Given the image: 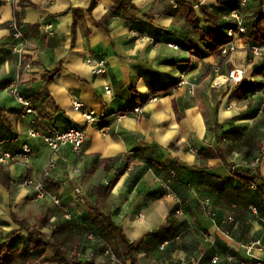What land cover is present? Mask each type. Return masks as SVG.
<instances>
[{"label": "crops", "instance_id": "1", "mask_svg": "<svg viewBox=\"0 0 264 264\" xmlns=\"http://www.w3.org/2000/svg\"><path fill=\"white\" fill-rule=\"evenodd\" d=\"M197 3L217 15L220 8L221 21L234 23L237 0H0V82L16 81L48 128L85 132L79 154L69 145L54 154L26 136L44 127L21 117L8 84L0 87V155L30 148L0 165V250L15 235L28 239L14 217L45 234L88 221L73 198L80 186L93 200H82L83 207L96 205L138 243L137 264H232L225 255L247 260L242 246L255 239L263 251L254 254L264 261V224L246 208L264 197V91L243 95L237 85H213L233 68L244 70L243 83L264 85V47L251 59L244 37L235 35V51L210 53L201 41L210 25ZM14 19L23 26V64L10 52ZM87 56L103 58L105 72L93 75ZM73 101L97 122L85 123ZM147 162L163 172L156 175ZM233 168L256 169L260 193L239 183ZM100 185L107 191L96 194Z\"/></svg>", "mask_w": 264, "mask_h": 264}, {"label": "trees", "instance_id": "2", "mask_svg": "<svg viewBox=\"0 0 264 264\" xmlns=\"http://www.w3.org/2000/svg\"><path fill=\"white\" fill-rule=\"evenodd\" d=\"M227 6V5H226ZM264 0H257L256 9L253 11L248 20H244L245 33L242 35L247 43V46L264 47ZM199 13L202 15L203 20L210 25L208 32L201 35V41L207 46L210 53L220 54V48L229 40L226 30L233 28L235 25L232 22L224 23L221 21L222 13L219 12L220 8H217V13L207 10L206 7L197 3ZM189 9V21L191 23L195 22L193 7L190 5ZM192 48H190L191 50ZM225 58H222L221 62H224ZM264 68L259 71L260 74L264 75ZM8 84L7 81L0 82V87L3 88ZM239 90H242L243 95L253 94L264 87L259 82H249V83H239L237 84ZM3 113L0 110V118ZM37 126L47 127L42 122L37 123ZM169 147H172L170 145ZM148 167L153 169L156 175H160L163 172V168H160L153 162H147ZM232 173L239 183L244 186H250V184H256L258 180V174H256V169H232ZM193 174V172H190ZM48 180L45 179V188H50L53 184H48ZM262 186L256 185V190H252L255 193H260ZM250 189V188H249ZM107 191V187L98 186L95 188L94 192L96 194H102ZM206 200V199H204ZM201 204L205 209L209 203L206 205ZM264 197L261 198L260 205L249 204L246 206L248 209L250 206H254L257 209V216H253L256 220L259 216H264ZM209 202V200H208ZM85 211L88 214V221H80L76 226H72L69 229L68 224H63L57 231H53L51 234H45L37 230L36 228H31L23 221L18 220L14 217L15 222L20 225V228L25 230L28 239L19 235L10 237L2 246L0 250V264H9L13 255H18L26 260H30L28 264H105L98 263L93 260H82L77 255H69V250L77 249V243L74 239L70 242L72 238H78L80 235L84 234L86 236L87 232L93 233L94 237L97 239H102L105 243H108L109 238L115 236L118 243L123 247L122 258L129 261V264H137L136 254L138 251V243L130 242L124 235L122 228L114 223L111 216L103 214L96 205L84 206ZM178 210V209H177ZM176 209L174 212L177 211ZM211 214L212 211L209 210ZM259 221V220H258ZM230 234L229 228L225 230ZM15 238L18 241L14 240ZM69 245H67V243ZM52 249L54 251L53 256L50 258L45 257L44 253L46 249ZM116 250V249H115ZM81 251H85V247L78 251V255H81ZM85 253V252H84ZM225 254V253H223ZM120 255H118L119 257ZM226 256V255H225Z\"/></svg>", "mask_w": 264, "mask_h": 264}, {"label": "built area", "instance_id": "3", "mask_svg": "<svg viewBox=\"0 0 264 264\" xmlns=\"http://www.w3.org/2000/svg\"><path fill=\"white\" fill-rule=\"evenodd\" d=\"M8 1V0H2ZM248 0H237V7L232 13V20L234 22V27L229 28L226 30V34L229 40L220 48V54L227 55L236 50V46L233 42V38L235 35H243L245 33V25L244 19L242 15V11L247 7ZM9 30L11 32V37L13 39V45L11 47V54L18 56L19 64H23L26 61V54H25V39L23 35V26L22 24L17 21L16 19L11 20L9 22ZM45 29H51V26H46ZM170 47L173 49H177L176 45L169 44ZM247 49L250 51V58L255 59L259 58L262 54L263 47H256V46H247ZM86 67L90 70V72L95 75H101L106 70V62L103 58H94L92 56H87L84 60ZM25 68L28 70L30 69V65L28 63L25 64ZM244 79V70L233 68L230 69L225 76L224 81H217L213 85L215 87H220L224 85H237L241 83ZM7 94L11 97L16 103L21 105L22 113L21 117L25 115H32V124L40 123V118L36 114V112L31 108L29 101L21 94L18 84L16 81H12L8 84ZM104 94L110 95L111 88L108 85L103 86ZM83 104L79 101H73L72 103V110L78 112L81 118L84 120L85 123L91 124L97 122V116L94 114L93 111H84L82 109ZM140 111V107L134 109V112L138 113ZM26 136L31 139H41V141L49 147L52 152L55 154L57 153L62 147L69 145L75 154H79L81 150V146L85 140V132L82 128L78 127H70L64 131H59L55 129H50L48 127H44L41 130H37L34 128H29L26 132ZM30 152V148L27 144L22 146V154H26ZM21 153L12 154L10 152H3L0 155V165L5 164L9 161H12L15 157H20ZM54 165V161L48 164L47 169L52 168ZM74 173H79V169H75ZM30 181H27L26 184H29ZM37 190L40 192L42 191L41 183H38L36 186ZM166 188V187H165ZM250 189L256 190L255 184H250ZM167 189V188H166ZM75 193L79 194L80 190L75 189ZM170 195V194H169ZM264 202V201H263ZM208 200H204L203 204H207ZM249 212L253 216H257V209L254 206H250L248 208ZM177 215H181V212L177 210L175 212ZM257 219L264 224V216H259ZM228 222H231L233 219L232 217H228L226 219ZM228 235V232H225ZM86 237L88 239H93L94 235L91 232H87ZM244 254L248 257L247 260H238L233 256L226 255L225 259L232 263V264H264L263 259L260 256H256L254 251L262 252V244L260 239H255L252 241H248L242 246ZM108 254V251L105 252ZM110 259H113V255H110ZM217 261V257H213L211 262L215 263Z\"/></svg>", "mask_w": 264, "mask_h": 264}, {"label": "rangeland", "instance_id": "4", "mask_svg": "<svg viewBox=\"0 0 264 264\" xmlns=\"http://www.w3.org/2000/svg\"><path fill=\"white\" fill-rule=\"evenodd\" d=\"M256 5H257V1L256 3H254V5L251 6H248L247 3V7L242 11L243 19L249 17L253 13V11L256 9ZM263 91H264V87H263ZM75 189L73 191V198L75 202H77V208L80 211H82L84 210L82 200L88 203H91L93 201L91 199V193H89V191H86V189H82L80 186H77V189L80 190V193L76 194ZM99 207L103 210L106 208V206L104 205H100ZM105 211L107 212V210ZM73 239L74 242L77 243V249L69 250L70 256L77 255L82 260H89L93 258V260L98 263L124 264V259L122 258L123 247L118 243L115 236L109 238L108 243H105L102 239H97L95 237L93 239H88L86 236H84V234L80 235L78 238H72L70 242ZM70 242H68L67 245H69ZM83 247H85V251H84L85 253L81 251L80 252L81 255H78V251ZM106 251H108V254L105 253ZM110 255H113V259H110ZM118 255L120 256L118 257ZM29 261L30 260H26L23 257L14 255L10 260L9 264H28ZM45 264H49V263H45Z\"/></svg>", "mask_w": 264, "mask_h": 264}]
</instances>
